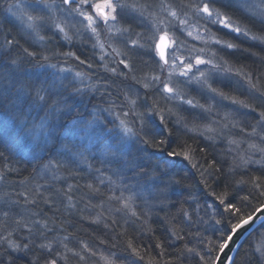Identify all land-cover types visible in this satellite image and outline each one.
Instances as JSON below:
<instances>
[{
  "label": "trees",
  "instance_id": "trees-1",
  "mask_svg": "<svg viewBox=\"0 0 264 264\" xmlns=\"http://www.w3.org/2000/svg\"><path fill=\"white\" fill-rule=\"evenodd\" d=\"M211 2L264 37L235 0ZM10 4L0 0V264H213L264 204V152L247 161L207 130L235 101L248 132L263 124L264 40L225 32L234 47L218 48L220 64L248 85L210 79L203 91L173 75L179 98L146 21L125 19L133 39L114 61L83 34H31ZM61 66L85 83L61 80ZM263 234L264 223L233 264H264Z\"/></svg>",
  "mask_w": 264,
  "mask_h": 264
},
{
  "label": "rangeland",
  "instance_id": "rangeland-1",
  "mask_svg": "<svg viewBox=\"0 0 264 264\" xmlns=\"http://www.w3.org/2000/svg\"><path fill=\"white\" fill-rule=\"evenodd\" d=\"M235 1L244 10L264 22V0ZM112 2L114 10L104 9L105 13L110 14L107 20L94 7L97 3H103V0H88L87 3H82L81 0H72L71 3H65L64 0H11L7 11L34 35L49 27L61 30L63 35L70 37L86 35L91 39V44L97 47L99 54L114 61H117L115 52L120 54L121 43H124L126 38L133 39V34L126 26L125 19L132 22L137 18L146 21L150 26L149 33L147 32L149 40H146L145 43L149 49L154 50L156 56L159 57L155 49V43L159 36L167 34L170 38L167 62H163L166 77L169 75L165 84L169 85V79L174 75L181 80L199 85L203 91H209L210 79L214 83L233 80L236 83L240 82L241 85H248L244 79H241L243 75L237 71H226V66H221V58L217 53L218 48H229L227 44H232L223 39L225 32L235 34L237 37H252L258 41H263L264 37L250 34L245 27L226 16L211 0H197L191 3L175 0H118V2L112 0ZM205 5L213 9L219 16L209 17L202 11ZM173 12L176 14L175 16L172 15ZM88 16H92L95 23H90ZM111 16H115V19H111ZM29 17L32 19L29 20ZM224 18L231 21L232 28L238 27L241 31L236 32L221 23L213 22ZM213 26H216L221 33H217ZM197 59L204 63L198 64ZM188 64L192 65L190 70L186 68ZM54 72L58 73L61 80L72 85L85 83L82 76L72 67L71 69L69 66L55 67ZM183 72H187V74H181ZM168 87L173 90L174 96L184 98L176 89L170 85ZM231 103L232 114L228 117L221 115L217 119L215 117L214 126L216 127L207 130L215 131L217 138L220 136L229 141L236 154H242L247 161H250L254 159L255 155H262L264 152V121L261 122L262 125L254 126V133H251L253 129L248 132L247 129L250 126L247 124L246 116L248 107L240 101ZM253 136H256L258 141H253ZM258 247L260 254H263L264 257V234Z\"/></svg>",
  "mask_w": 264,
  "mask_h": 264
},
{
  "label": "water",
  "instance_id": "water-1",
  "mask_svg": "<svg viewBox=\"0 0 264 264\" xmlns=\"http://www.w3.org/2000/svg\"><path fill=\"white\" fill-rule=\"evenodd\" d=\"M162 35L166 36L164 41L160 40ZM170 46V38L167 34H161L155 43V49L165 63L167 52ZM161 51L164 57H161ZM247 221V223H245ZM264 223V204L258 207L251 215L240 221L227 236L221 246L213 264H233L236 254L242 243L248 238L258 227ZM231 237V239H229Z\"/></svg>",
  "mask_w": 264,
  "mask_h": 264
},
{
  "label": "snow or ice",
  "instance_id": "snow-or-ice-1",
  "mask_svg": "<svg viewBox=\"0 0 264 264\" xmlns=\"http://www.w3.org/2000/svg\"><path fill=\"white\" fill-rule=\"evenodd\" d=\"M64 2H65V3H71L72 0H64ZM81 2H82V3H87L88 0H81ZM117 2H118V0H117ZM94 7L98 10V13L104 17L105 20L109 19L110 14H109V13H105V12H104V9L107 8V9H113V10H114V6H113V2H112V0H103V3H97V4L94 5ZM202 11L205 12V13H207L209 17H211V16H213V15H216L217 17L219 16L218 13H216L213 9H210L207 5H205V7L202 9ZM172 15L175 16L176 14L173 12ZM87 18H88V20L90 21V23H95V20L93 19L92 16H88ZM31 19H32V17H29V20H31ZM111 19H115V16H111ZM213 22L221 23V24H223L225 27H230V28H232V23H231V21H230L229 19H227V18H224V19H217V20H215V21H213ZM232 30H233V31H236V32H240V31H241V29L238 28V27H236V28H232ZM93 31H95V29H93ZM165 39H166V36H165V35H162V36L160 37V40H161V41H164ZM227 47L231 48V47H234V45H232V44L229 43V44H227ZM164 55H165L164 52L161 51V57H162V58L164 57ZM165 62H167V61H165ZM196 62H197L198 64H199V63H204V61L199 60V59H197ZM186 68H187V70H190V69L192 68V65H191V64H188V65H186ZM181 74L186 75L187 72H183V73H181ZM166 91H168V92H172L173 90H172L171 88H167V87H166ZM188 103H191V101H188ZM245 223H247V221H245ZM229 239H231V237H229ZM52 264H55V262L53 261ZM109 264H110V262H109Z\"/></svg>",
  "mask_w": 264,
  "mask_h": 264
}]
</instances>
